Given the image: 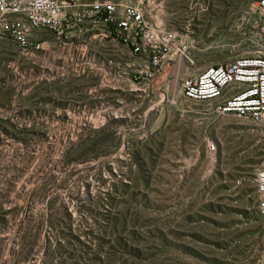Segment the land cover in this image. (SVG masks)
<instances>
[{
  "label": "rangeland",
  "instance_id": "374dc122",
  "mask_svg": "<svg viewBox=\"0 0 264 264\" xmlns=\"http://www.w3.org/2000/svg\"><path fill=\"white\" fill-rule=\"evenodd\" d=\"M206 2L143 0L148 19L159 10L182 30L185 52L157 65L89 27L74 38L35 31L39 49L0 35V183L10 165L25 167L24 204L44 168L46 201L67 207L78 237L46 257L56 238L43 233L46 247L42 235L19 264H264L254 182L264 132L180 92L187 66L263 56L264 14L254 0ZM37 200L28 214L47 212ZM19 226L0 230V264H12Z\"/></svg>",
  "mask_w": 264,
  "mask_h": 264
},
{
  "label": "built area",
  "instance_id": "2783aa9c",
  "mask_svg": "<svg viewBox=\"0 0 264 264\" xmlns=\"http://www.w3.org/2000/svg\"><path fill=\"white\" fill-rule=\"evenodd\" d=\"M202 1L208 5L212 0ZM253 6L264 14V0H254ZM198 11L207 12L208 6ZM0 24L1 38L22 49L41 47L30 42L35 31L74 38L89 27L101 39L129 47L134 54L147 53L155 65L170 50L185 52L177 32L182 30L168 28L159 10L153 20L148 19L143 0H0ZM180 92L192 101L212 102L217 114L248 120L264 132V55L229 59L197 73H191L187 66ZM208 151L215 152V146L208 144ZM254 182L258 212L264 216V166L256 171Z\"/></svg>",
  "mask_w": 264,
  "mask_h": 264
},
{
  "label": "trees",
  "instance_id": "16d2710c",
  "mask_svg": "<svg viewBox=\"0 0 264 264\" xmlns=\"http://www.w3.org/2000/svg\"><path fill=\"white\" fill-rule=\"evenodd\" d=\"M10 170V175L5 176L3 182L0 183V230L6 229L10 224L19 223L20 225L15 239L16 247L13 249L12 256L10 257L12 264H19L21 261L32 259L35 253H37L36 249L40 246V241L44 234H52L56 238V245L52 251L49 250L50 246L44 249L46 257H48L49 252L52 254L61 251L60 238L61 240L65 238L77 239L78 237L70 232L72 231L68 223L70 213L67 207L61 205L55 206L49 199L46 201V196L49 193L52 194L47 188V181L52 176H46L47 173L44 171V168L39 169L40 174L37 176L35 174V177H30L27 180L33 182L35 186L29 190L26 203L20 204L19 199L22 195L17 191V184L23 179L26 168L10 165L7 171ZM38 197L45 200L47 212L37 215L33 213L28 214L27 210L31 211V205L38 201ZM42 241L44 248L49 241L45 235ZM1 242L2 240H0V246ZM44 263L47 264V260L43 261Z\"/></svg>",
  "mask_w": 264,
  "mask_h": 264
}]
</instances>
